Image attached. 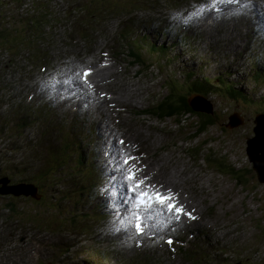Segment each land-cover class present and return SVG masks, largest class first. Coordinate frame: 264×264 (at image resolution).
<instances>
[{"label": "rangeland", "instance_id": "1", "mask_svg": "<svg viewBox=\"0 0 264 264\" xmlns=\"http://www.w3.org/2000/svg\"><path fill=\"white\" fill-rule=\"evenodd\" d=\"M0 1H1L0 2V40H4L3 43H8V45H16V39L14 41H9L6 39L7 35L27 38L32 42V44L39 39H45L46 34L41 33V31L44 29L43 25L48 24L49 22L48 16L49 13H51V9L60 8L61 5V0H24L21 4V8H19L20 6L15 0H0ZM86 1L89 4L90 10L93 12V15H95L97 18L96 13L98 12L99 5L103 0H86ZM116 1L119 2L118 4L123 7H129L131 6L134 0H116ZM27 2L32 3L36 11L34 9H30L31 8L30 5H28L27 8H24ZM98 2H100V4ZM138 4L139 3H137V5ZM25 11L34 12L31 13V17H30L31 19L28 18L26 15H24ZM100 15H101L100 16L101 23L103 25H108V20H110L109 15L103 12ZM59 17H61L62 20L63 12H60ZM30 20H34V23L32 25L29 23ZM41 22L43 23L41 24ZM100 27L103 26L96 23V28L94 33L97 36L99 34L100 35H99V42L94 48L95 52H98L106 45V41L103 38V34ZM31 29L33 30V32L30 31ZM106 30H108V28H106ZM104 34L107 37V33ZM3 43L0 44L3 45ZM158 51L160 50L158 49ZM162 51L164 55L161 56V60L158 59L159 61L155 59V57L142 53V59L145 62V64H148L151 59H153V61L156 62L152 64L158 65V74H160L162 77L161 78L157 77L156 80L147 82L146 77L142 75L141 76L142 83H138L137 81L140 78L139 75L138 77H136V80L134 81L136 87L138 86L142 87L143 101L149 104V106H147V109H151L153 106L155 107L156 105V104L152 105L154 98L153 92H155L156 94L159 92L160 95L157 94L158 98L159 96H161V94L163 95V97H165L167 91L172 87V90L175 91L174 93L184 96L192 92L191 87L194 86L193 85L194 83L196 82L202 83L200 78H194L189 74H184L185 73L184 70L178 69V65L173 64V62H176L175 60L176 58L171 57L173 55L169 54V49L165 47ZM170 59L172 60L171 62L169 61ZM187 63L192 67L194 65L196 66L195 63H191V62H187ZM152 72L155 74L153 70ZM218 75L219 74H217L215 77H217ZM163 79H166L165 84H167L168 86L163 87L162 86L163 84H161L160 82L157 83V81L159 80L164 82ZM254 80L258 84L264 83V76L261 74H257L255 75ZM224 82H225L224 79H220L218 82L216 80H213V77L206 78V83L212 85V87L207 86V91L209 92H206L204 97L211 102L214 111L216 112V115L218 114L217 121L220 125L215 128H210L209 130L206 131L204 135L199 136L196 139H193L190 136L191 130L189 129V127H191V124H193L192 118L187 117L184 120L182 118V120H179L178 122L179 124H176L169 119L166 120H160L158 118L156 119V126L163 127V135H165L166 137L169 136L168 138L172 139V141H169L170 144L169 150L172 151L174 154L179 155L177 158H173L171 153L165 152L163 153L164 159L166 161H169V163L172 165V168L176 167L177 169H185L183 167V161L181 159L185 154V152L183 151L184 148L185 149L194 148L197 151L202 149L203 153L206 154L207 158L209 154L215 152V154L220 157L218 160H222L221 163H219L220 166H218V170L228 173L229 176L227 177V179H225L223 178V176L219 175V178L217 179L215 186H212L210 181L204 178L208 186L203 188L201 187L203 185L200 184V187L194 188L195 190L192 188V193L204 199L208 204H214L215 200L217 199L216 203L219 207L217 205L216 206L220 212L222 213L228 212V214L230 213V216L234 219H240L241 217L244 218L248 217L252 225H258L264 230V182H262L258 178L256 171L254 169L252 170V163H250L247 157L248 154H246L247 141L249 140V138H251V136L253 137L252 128H254L255 118L256 116H258L259 118L264 116V102H263L264 98L263 96L259 98V93L255 94L254 97L248 95V98L254 102L252 103L247 99L249 103L248 105L244 104L246 103V100H244L245 97L242 94H240V96L238 97L236 96L235 98H233V100H230L228 97H226L229 96V92L225 91L227 87H229V84ZM246 91L247 90L245 89L242 90V92L245 93ZM223 93H226V95ZM81 97H82V93L80 95V98ZM28 99H30V97H28ZM190 100H192V98ZM219 104L227 105L228 106L227 110L224 107H220ZM194 105L197 107L205 106L202 102H195ZM235 111L237 113H235ZM230 115L240 116L242 118L243 123L239 126L229 125L228 117ZM131 116L132 117L135 116L136 121H141L143 117H146L147 115L137 116L132 114ZM145 119H146V123L148 124L152 123L149 120L150 116H148ZM151 120H155V118ZM131 124H135V123L132 122ZM97 126H99L98 123ZM99 130L102 131L97 127L96 131ZM179 137L184 138L186 141L188 140L189 141L188 143L186 142L185 144L179 146L175 145V148L173 149L172 144L174 146L175 140ZM105 139L106 137L104 133H102V141L98 139L97 142L100 143L104 142L105 144L106 141ZM199 142L203 143L202 144L203 147L202 146L201 148L196 147V145H198ZM105 145L108 146V144ZM151 145L152 144L150 143V147ZM146 146L148 147V145ZM74 149H76V147L70 146L69 151H73ZM107 151L112 157L113 156L112 147L107 149ZM86 152H88V154L91 157L93 156V153L88 150L83 151V154H86ZM78 156L79 154L77 152L71 154L70 160L73 161L72 163H74V159L77 158ZM255 156L256 154L253 155L254 159ZM36 157H40V156L37 155ZM28 158H29V154L26 156L25 159L19 161L18 160H14V161L11 160L9 162L0 161V167L7 170V172L11 170H15L18 167L22 168L23 166H28V164L30 163L27 160ZM262 158L264 159L263 156ZM114 160H116V157L114 158ZM90 161L92 162V160ZM148 163L151 164L150 161H148ZM170 164H165V165L170 166ZM253 164L254 166H257L259 168H261L262 166L261 161L259 162L258 159H256V161ZM80 165H82V163H80ZM165 165L164 167H166ZM194 166L195 168L197 167L195 161H194ZM71 167L74 171L77 172L76 177L73 178L68 177L73 175V172L68 170L60 171V168L57 170L56 174H54L53 172L51 176H49V179L51 180L52 183L55 184L56 187L55 193L52 194L55 195L54 200L56 202V208H58L65 215L69 213L70 214L75 213L76 203L74 201L79 202L84 197L87 191L86 188L88 184L86 183V179L88 177H95V173L87 167L85 162L81 170L76 168L75 166H71ZM230 167L234 168L233 170L234 172L236 171L234 176L236 177L241 176V180L237 184L233 179V175H232L233 171L230 173L228 171ZM248 169L250 171L246 173ZM211 174L218 175V172H212ZM171 175H173V173L170 172V176ZM116 181L119 182L117 176H116ZM7 185L9 184L8 183L5 184L6 188H4V191L2 192L3 194H7V196L0 194V230H2L3 227V236L1 239L7 237L8 232L15 231L17 235L23 236L24 243H27L30 246L29 248L33 249L36 247V242L33 241V239H37V238L45 239L48 236H51V233H54V229H48L50 225L55 227V224L53 222L54 216L51 217L50 214L52 213L48 209V206L45 208H40L37 205L31 204L26 199L28 194L25 188L23 187L18 188L16 186L8 187ZM58 188H61L63 192H60ZM42 190L43 193H45L46 195L47 189L42 187ZM11 194H15L17 196L10 197ZM50 194L51 192L49 191V195ZM188 197L191 200V204H188V206L193 205L195 202L196 203L200 202V199L195 201L189 195ZM241 204L243 207L241 206ZM89 221L91 222L92 226L87 223L88 221L84 222V225H86V227H88L89 229L87 235H85V239L91 236V232L95 230V225L90 219ZM2 222H4L3 225ZM65 222L67 221H61L60 226L64 228L69 227L72 233H74L76 229L75 226L71 225L69 222L67 223ZM33 228H35V230H33ZM37 231L38 233H35ZM227 231L228 229H225L226 232L225 236L229 237L230 231L228 232ZM262 238H264V235L261 232H259L257 236V240L262 241ZM207 239L209 241L216 242L217 235L210 234L208 235ZM73 241L74 242L77 241V237H75ZM96 250L95 253L98 252ZM9 257H10L9 253H6L4 257L0 256V260L2 259L3 262H7V260L9 261ZM60 258H71L72 263H73L72 260H74L72 254H70L69 256V249H64V248L61 250V255L60 254L54 255L53 260L58 261L60 260ZM210 259L211 257L210 255H208L207 258L200 264H209ZM85 260H86V264H104L101 260H99L98 255L92 252V247H89L88 256L85 258ZM49 261L50 260H48L46 264H52ZM109 264H113L111 260L109 261ZM188 264H193V263H188Z\"/></svg>", "mask_w": 264, "mask_h": 264}, {"label": "bare ground", "instance_id": "2", "mask_svg": "<svg viewBox=\"0 0 264 264\" xmlns=\"http://www.w3.org/2000/svg\"><path fill=\"white\" fill-rule=\"evenodd\" d=\"M32 4V3H31ZM48 18H49V22L51 21L50 20V17L48 16ZM204 20L205 21H207V22H209L208 21V18H207V16H205L204 17ZM236 22H239V21H236ZM50 24V27H52L53 26V24H52V22H50L49 23ZM259 25H261V26H264L263 24H259ZM173 25H170V24H168V25H166L164 28H166V29H172L173 27H172ZM152 27V26H151ZM150 27V28H151ZM165 33H167V32H165ZM169 34V33H168ZM169 35H171V36H174V35H172V34H169ZM0 43H3V40H0ZM8 44V43H7ZM6 49V44L5 43H3V45L2 44H0V55H2L3 56V52H1V51H3V50H5ZM12 51H14V47L12 46V49H11ZM2 66V65H1ZM102 73H100V75H101ZM17 87V86H16ZM239 91H240V87H239ZM223 94H225L226 95V93H223ZM230 96V95H229ZM231 97V96H230ZM233 98V97H232ZM55 100L56 101H60L59 100V98L55 95ZM79 105H80V111H79V109H75V115L74 116H72V110L70 109L68 112H67V118H68V122H67V125H65V128H73V127H76V128H79L78 129V133L79 134H81V135H84V134H86V137L88 138V137H91V138H95V137H97L99 140H101L100 139V137L98 136V134H97V131H96V126H97V121L94 119V117L96 116V114L92 111V110H90V108H89V98L86 96V94L83 92L82 93V97L80 98L79 97ZM263 102H264V100H263ZM58 103V102H57ZM82 106V107H81ZM235 113H237L236 111H235ZM238 115V114H237ZM81 120L83 121L82 122V124H81ZM230 121L232 122V123H234V124H241V122H242V120H241V118H240V116H231V119H230ZM72 122V123H71ZM255 123H254V128L256 127V125H257V123L256 122H261V120L259 119V117H256L255 118V121H254ZM94 125H93V124ZM203 124H206V123H203ZM78 125H80L79 127H78ZM80 127H82V128H80ZM64 128V129H65ZM254 128H253V136H254V133H255V130H254ZM263 131H262V133H263V135H264V127L262 126V128H261ZM48 135V134H47ZM159 137H161V135L159 136ZM54 138L56 139V137L55 136H53L52 137V141H51V145H55L56 144V141H54ZM255 137H253L252 139H254ZM85 139V138H84ZM160 139V138H159ZM159 139H157V141L159 140ZM106 141H105V144H108V146H106L105 144L103 145L102 143H100V142H98V145H97V147L102 151V152H105V154H104V158L102 159V162H103V164H105L106 165V167H109L110 168V166H111V162H112V157H111V155L109 154V152L107 151V149H109L111 146H110V144L107 142V139H105ZM64 144H66V143H64ZM257 149H260L259 148V146H255ZM60 148V150H61V153H63L64 151L61 149V147H59ZM112 154H113V150H112ZM53 160H55V161H58V162H60V160H56V157L54 156V155H51L50 156ZM67 160L68 161H70V162H73V161H71L70 159H68L67 158ZM114 162H115V160H114ZM113 166V165H112ZM70 167V166H69ZM70 169L72 170V172H73V175H71L70 177L71 178H73V177H76L77 176V172L76 171H74L73 169H72V167H70ZM112 171V170H111ZM114 173H116V172H114ZM171 173H173V175H171L170 176V178H178V184H180V187H181V189L184 187V186H186V178L184 177V175L183 174H181L178 170H173V171H171ZM105 175L107 176V178H108V182H102V186H101V189L100 190H102V191H106L107 192V194H111V193H113L114 192V194H120V193H118V191L117 190H115L114 191V188H113V184L114 183H116V184H118V185H120V183L118 182V181H116V175H114V177H109L108 175H107V173H105ZM6 184V183H5ZM75 184V183H74ZM167 184H169V182L168 181H166V185ZM121 186V185H120ZM194 189V188H193ZM203 190V189H202ZM122 192V191H121ZM194 192V191H193ZM122 193H124V192H122ZM203 193V192H202ZM74 196H76V195H74ZM194 196V195H193ZM78 198H80V197H78ZM80 200V199H79ZM206 202V201H205ZM110 204H111V201H109V206H110ZM221 204V203H220ZM104 205V204H103ZM127 205H129V204H127ZM78 206H80L81 207V205H78ZM81 208H84L85 209V207L83 206V207H81ZM104 208H106V206L104 205ZM82 212H84L83 210H81ZM134 211V208L132 209V212ZM152 211H154V210H152ZM141 217H142V215H141ZM106 223H114L115 221L114 220H106L105 221ZM161 222L162 223H165L168 227H173L172 226V224H171V222L170 221H168V219L167 218H165V217H163V216H161ZM119 228H123V233H120V236L119 235H116V236H110V235H102L101 236V241H103V242H108L109 244L108 245H106V247H109L110 246V244L111 243H114L113 245H116L117 243H120V242H130L129 241V235L130 234H132L130 231H126L127 229H128V227L126 226V225H124V226H122V227H119ZM125 229V230H124ZM152 229H155V225H152ZM174 232V231H173ZM173 232H171V234H173ZM182 232H179L178 233V235H179V237H181L182 236ZM101 243V242H100ZM131 243V242H130ZM210 247L211 248H213L214 250H217L218 249V245H217V243L216 242H213V241H210ZM126 246H130V245H126ZM132 246V245H131ZM119 252V251H118ZM121 252H124V251H121ZM120 254V253H119ZM154 254H157V255H159V263L161 264V261H162V250L158 247V246H151V247H149V248H147V249H143V248H141V249H139L138 250V252H136V259L137 260H139L141 257H142V259H146V255H148V256H154ZM143 262V264H147V263H145V261H142Z\"/></svg>", "mask_w": 264, "mask_h": 264}, {"label": "snow or ice", "instance_id": "3", "mask_svg": "<svg viewBox=\"0 0 264 264\" xmlns=\"http://www.w3.org/2000/svg\"><path fill=\"white\" fill-rule=\"evenodd\" d=\"M241 0H210L211 7L216 8L219 10L220 4H237L240 3ZM252 0H247V5H251ZM210 10L207 5L199 6L196 8L195 11H193L189 17L185 20L187 23L189 20L198 17L200 15H203L206 11ZM90 75V71H85L83 74V79L85 82H87V79ZM91 87V85H88ZM121 144L124 143V141H120ZM135 159V157H126L123 160V165L128 166L130 161ZM139 171V169L135 168V165H132L130 167H127V175L125 176V180L128 182L126 185V191L131 193L132 195L126 196L124 203L132 204L134 211L132 213V216L129 217V223L132 222L133 218L135 220V229H136V235H141L144 233V227H146V223H142V217L141 213H145L143 217V221H147L151 218V215H149L153 210V205L158 204L161 207H163L166 202L173 201L166 204L167 211L169 213L173 212L174 209V215L175 219L179 220L181 215H188L190 219H195L191 215V213H186L182 206H176L174 202L173 195L171 194V190H169L168 195H164L159 191V188L156 185H145V180H147V177H144L143 179L137 180L136 178V172ZM162 187V186H160ZM172 217H169V220H171ZM169 245L173 243L172 239L169 237L166 241ZM137 244H139V241H137Z\"/></svg>", "mask_w": 264, "mask_h": 264}, {"label": "trees", "instance_id": "4", "mask_svg": "<svg viewBox=\"0 0 264 264\" xmlns=\"http://www.w3.org/2000/svg\"><path fill=\"white\" fill-rule=\"evenodd\" d=\"M18 4H20L22 2V0H15ZM36 11V10H35ZM4 41V40H3ZM7 44V43H5ZM12 49V46L10 47ZM4 53H3V59H4ZM199 84H204V83H194L191 87V91L189 94H192L194 92H198L201 94H206L207 91V86L209 87L208 84H204V85H199ZM168 86V85H167ZM239 91V90H238ZM175 91L172 90V87L167 91V94L165 95V97H163V95L161 94L160 100H158V103H154L156 104L155 107L149 109L147 111L146 114H148V116L155 118V119H160V120H166L169 119L172 122L179 124V120H183L186 119L187 117L192 118L193 121L191 124V127H189V129L191 130L190 132V136L195 139L198 138L199 136H202L206 133L207 130H209L210 128H215L218 127L220 124L218 123V121L215 118L214 112L212 114H205V113H200V112H194L187 100L188 95H178L176 93H174ZM231 97L235 98L236 96H239V94H235L234 91H232V93L230 94ZM186 121V120H185ZM206 123V124H203ZM181 125V124H180ZM180 141H186L184 138L180 137ZM201 145L203 147V143H198V145ZM199 151H202V149H200ZM213 157V158H212ZM220 157L217 156L214 153L209 154V163L211 165L214 166H220L219 163H221L222 160H218ZM206 159V156H205ZM213 169H215V167H211ZM234 170V168L230 167L228 169L229 173L232 172ZM221 171V170H219ZM248 171H250L249 169L246 171V173H248ZM54 172V171H53ZM222 172V171H221ZM236 172V171H235ZM235 172H232L233 175V179L235 180L236 184L241 180V176L236 177L234 176ZM245 173V174H246Z\"/></svg>", "mask_w": 264, "mask_h": 264}, {"label": "water", "instance_id": "5", "mask_svg": "<svg viewBox=\"0 0 264 264\" xmlns=\"http://www.w3.org/2000/svg\"><path fill=\"white\" fill-rule=\"evenodd\" d=\"M195 102H202L205 106L204 107H197L194 105ZM192 105H193V109L195 111H202V112H206V113H208L210 111L209 105L206 104L201 97L196 98L192 102ZM147 117H148V115L146 117H144V119ZM150 118H152V117H150ZM259 119L261 120V122H256L257 125L254 128L255 133H254L253 137H255V138L252 139L253 137H251L247 141L246 154H248L247 157H248L250 163H252V170L254 169L258 175V178L262 182H264V159L262 158V156L264 157V135L262 133L263 130L261 129L262 126L264 127V116L260 117ZM235 125H238V123L234 124L231 122V126H235ZM145 133H147V132H145ZM138 134H139V132L136 134V136H134V138H133L134 142L131 139V141L133 143V150H134L135 154L143 151V147H141V145H143L144 139H145L144 137L146 135L144 133H142L141 135H138ZM255 146H259L260 149H257ZM254 153L256 154L255 159L253 158V155H255ZM256 159H258L259 162L261 161V164H262L261 168L254 166L253 163L256 161Z\"/></svg>", "mask_w": 264, "mask_h": 264}]
</instances>
